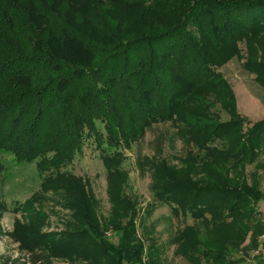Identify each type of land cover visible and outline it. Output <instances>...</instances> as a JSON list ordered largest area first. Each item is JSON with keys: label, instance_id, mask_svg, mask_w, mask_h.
Listing matches in <instances>:
<instances>
[{"label": "trees", "instance_id": "obj_1", "mask_svg": "<svg viewBox=\"0 0 264 264\" xmlns=\"http://www.w3.org/2000/svg\"><path fill=\"white\" fill-rule=\"evenodd\" d=\"M240 43L245 68L264 85V0H0V150L35 161L40 172L57 170L92 137L109 179H122L118 148L155 123L180 125L204 153L198 162L189 156L183 168L154 166L156 198L175 218L190 215L197 223L177 230L175 256L190 264H241L264 235L254 208L262 198L257 174L250 183L241 174L261 154L255 167L264 174V120L244 130L214 71L240 52ZM210 92L232 120L212 116ZM81 188L57 173L40 193L15 203L24 221H14L11 237L28 254L20 264L141 263L135 204L121 188L109 193L114 244ZM48 191L73 218L60 232L42 233L46 216L33 206ZM4 209L0 203V217ZM148 249L144 264H161L156 245ZM10 263L16 261L3 262Z\"/></svg>", "mask_w": 264, "mask_h": 264}, {"label": "rangeland", "instance_id": "obj_2", "mask_svg": "<svg viewBox=\"0 0 264 264\" xmlns=\"http://www.w3.org/2000/svg\"><path fill=\"white\" fill-rule=\"evenodd\" d=\"M240 52L229 57L225 62L214 68L218 76L226 83L232 101H228V107L243 118V129H247L255 122L264 120V85L257 80L254 72L247 70L244 66L247 53L244 44H239ZM210 113L220 122L232 120L229 109L225 110L220 100L214 99L212 92L208 93ZM100 131L101 125H98ZM221 143L214 145L221 149ZM210 145V144H209ZM118 151L122 153L119 169L124 172V178L109 179L106 166L103 164L101 152L96 147L92 137L83 141L82 152L76 154L74 159L59 169H48L40 172L36 162H19L14 156L0 150V203L4 210L0 217V264L5 260L16 261L15 264L26 262L28 254L20 250L19 243L14 241L11 233L14 221H24L20 212L13 211L15 203H23L32 194L41 191V185L46 177L56 176L57 173L73 177L79 182L81 190L86 194L88 210L97 220L108 239L116 244V237L110 227V217L116 205L109 196L113 188H121L122 194L135 205L137 220H135V231L143 242L142 261L144 264L148 259L149 245H156V255L160 257L161 264H190L182 256H175L176 244L174 243L177 230L185 225H196L197 223L190 215L175 218L171 208L164 202L159 201L154 192L155 176L154 166L164 163L171 169L183 168L185 160L189 156L196 162L202 159L204 151L189 139L182 126L170 121L158 122L146 129L140 137L131 139L129 145L121 146ZM261 154L252 164L242 167V173L247 182L250 183L251 173L257 174V185L262 198L254 204L258 217L264 225V174L255 164L261 161ZM199 159V160H198ZM200 170V175H204ZM232 173L231 175H233ZM40 202H35L34 207L46 216L42 233L60 232L67 222H73L72 216L67 208L60 203V195L48 191ZM104 224L108 228H104ZM200 232H204L201 225ZM249 236L241 246L249 250ZM240 246V247H241ZM260 254L264 261V235L259 239L257 251L250 253L247 260L241 264H261L255 255ZM13 264V263H10ZM52 264H85L82 261H69L65 258L52 259ZM139 264V263H136Z\"/></svg>", "mask_w": 264, "mask_h": 264}]
</instances>
